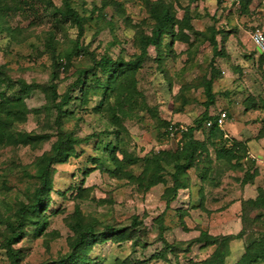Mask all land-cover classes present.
Masks as SVG:
<instances>
[{
  "label": "rangeland",
  "instance_id": "374dc122",
  "mask_svg": "<svg viewBox=\"0 0 264 264\" xmlns=\"http://www.w3.org/2000/svg\"><path fill=\"white\" fill-rule=\"evenodd\" d=\"M65 1L0 0V264H66L81 253L82 228L108 225L129 239L95 244L87 253L95 264H203L218 251L236 264L256 251L264 243V149L253 142L252 157L242 141L247 151L220 157L231 140L209 138L207 124L195 121L225 111L222 131L231 135L252 112L247 138L264 142V122L255 121L264 120V54L251 40L264 2L69 0L84 18L80 31L63 14ZM158 8L174 15V32L144 55ZM103 57L129 65L107 80L96 68ZM168 122L191 127L192 141L170 137ZM67 135L77 144L56 156ZM195 141L202 145L187 147ZM51 158L50 201L20 214ZM203 233L228 241L204 247L195 242ZM166 244L175 252L157 258Z\"/></svg>",
  "mask_w": 264,
  "mask_h": 264
},
{
  "label": "trees",
  "instance_id": "16d2710c",
  "mask_svg": "<svg viewBox=\"0 0 264 264\" xmlns=\"http://www.w3.org/2000/svg\"><path fill=\"white\" fill-rule=\"evenodd\" d=\"M63 14L66 18H68L69 20L72 21V23L74 25H76L80 31L83 30V20L84 18L75 10L70 6L69 0L65 1V10L63 11ZM154 14L156 16L157 19V24L155 26V28L152 31L151 36H146L144 38V46H143V54L146 55L148 48L151 46H155L157 48H162L163 46V41H164V37L169 36L170 34H173L174 32V27H175V17L174 15L170 12V10L168 9H157L154 10ZM129 65V63H125L123 60L120 61H116L113 60L109 57H103L100 62L97 64L96 68L99 69V71L102 73V75L107 77V80H110L113 76H115L116 74H118L119 72H122L125 70V68ZM65 66V65H64ZM84 83H86V81H84ZM212 86H213V82L209 81L207 84V88H208V95L210 97V101L214 103V96L212 95ZM106 89L109 88V85L105 87ZM100 91V87H98L97 90L93 89V92L95 94H98ZM2 102L3 104L6 103V99L4 97H2ZM218 115H216V117H213L212 119L210 117H208V115L206 114L202 119H200V121H195V128H200L202 125V122L204 121V125L206 126V124L209 121L214 122L213 126L210 127V137L212 136L214 137H219L221 139L225 138V140L227 141L226 143H229V140H231V143L233 144L232 148L229 149H223L224 151L220 154V157L224 156V152L226 153L227 156H234L235 155V151L234 149L238 148H242L245 149V151H247L246 148V143H243L242 141H238L236 139H231L229 136H227L226 133H223V129H221L220 127H218V125H216V120H217ZM171 123V122H170ZM169 122L166 123L167 125V134L170 135L169 133V127L172 125ZM207 127V126H206ZM208 128V127H207ZM191 130V132H190ZM193 129L190 127L188 128L187 132H184L183 134H181L183 136V141L184 144L185 140L190 139L192 141L193 139ZM262 138H264V135L262 136ZM67 144H69L70 146H74L77 144V140L72 139L71 136L67 135L66 138L61 141L60 143H58L57 145H55L54 150L56 152V156H60V154L62 153V148L64 146H66ZM183 144V146H184ZM193 146V149H197L198 146L202 145L201 143H199L198 141H195L194 143H188L187 147L189 146ZM190 148V147H189ZM190 149L191 153L192 150ZM68 155V154H67ZM66 155V156H67ZM193 160L189 161V163L182 165V166H178V170L179 171H183L185 169H189L193 167ZM57 163L55 160L53 161V158L50 159V161L48 162V165L44 168L42 174H41V184L38 187V189L36 190L35 193V200L34 203L31 204L28 207H23L20 209V214L25 215L28 213V211L37 213L40 211V209H42L45 205L46 202L50 201V196H51V191H52V180H51V175H52V165ZM158 182V181H157ZM154 183V184H157ZM176 191L180 190V189H184V186L182 184H177L175 187ZM261 197H263L262 195L255 199H249L245 200L243 199L241 202V207L245 206V204H249L251 203H257L259 200H261ZM137 219H135V221L133 222V227L136 229L141 223H139L138 221H136ZM138 230V229H137ZM136 230V231H137ZM244 230V229H243ZM127 229H123L120 227H116L114 225H108L105 229L104 232L102 233H97L93 227H87V228H82V231L80 233V240L77 243L76 246H79L81 248V253L77 254L76 256H71L69 258V261L66 264H95L92 262L91 259H89L87 257V253L93 249V246L99 242H106L107 240H109V238H118L121 241L123 240H127L129 239V236H127ZM138 231H141L140 229ZM241 234V233H240ZM16 235H18V237L14 238L15 240H19L22 236L23 233L22 231H18L16 232ZM203 237L205 240H201V239H197L195 240V242H202L201 244H205L204 247L207 246H211V245H216V243L218 242L220 247L223 248L224 246V241H228L226 239L223 238H216V237H212V235L207 234V233H203ZM164 239V238H163ZM228 239V238H227ZM103 242V243H104ZM165 242V239H164ZM259 248L254 251V252H246L244 255H242V257L240 258V260L236 263V264H264V243L259 240ZM174 246L166 244L165 247L162 249V251H160L157 255V258H166L168 256V253L170 252H175V249L173 248ZM9 254L16 259L17 254L15 253L14 249H12V247H9ZM126 262V261H125ZM127 264V262H126ZM203 264H226V257L223 255V251H218L216 253H213L212 256H210L208 259H206Z\"/></svg>",
  "mask_w": 264,
  "mask_h": 264
},
{
  "label": "crops",
  "instance_id": "0c3cea01",
  "mask_svg": "<svg viewBox=\"0 0 264 264\" xmlns=\"http://www.w3.org/2000/svg\"><path fill=\"white\" fill-rule=\"evenodd\" d=\"M256 1V0H255ZM261 2L263 1L264 2V0H260ZM258 13L259 14H257V15H259L260 16V19H259V23H261V24H263V27L262 28H260V29H262V30H264V6H262L260 9H258ZM262 17V18H261ZM256 19V18H255ZM256 48V47H255ZM257 49V48H256ZM257 61V60H256ZM249 114H252V112H250V113H247V116H249ZM246 116V113L244 114V117H243V123L241 124V125H239V127L237 128H233L232 129V127H231V130L229 131L230 133H231V135H228L227 134V136H229L230 138H234V139H236V140H238V141H245L247 144H248V146H249V150H250V153L252 154V157L253 156H255L256 158H259L258 156H259V154H258V152L256 151L257 150V148H255V147H252V143L254 142V143H257L258 145H259V147L260 148H262V150L264 149L263 147H261V145H263L264 144V142L262 141L261 142V144H259L258 143V141L259 140H257L256 138H254V139H250V140H248V135H250L251 136V129H249V127L250 126H253L254 124H249V121H248V119L250 118V117H247ZM256 117V120L255 121H257V122H260V123H258V124H261V123H263L264 122V120L263 119H261L260 117H259V114L258 115H256L255 116ZM260 118V119H259ZM263 120V121H262ZM229 133V134H230ZM261 139H264V138H261Z\"/></svg>",
  "mask_w": 264,
  "mask_h": 264
},
{
  "label": "built area",
  "instance_id": "2783aa9c",
  "mask_svg": "<svg viewBox=\"0 0 264 264\" xmlns=\"http://www.w3.org/2000/svg\"><path fill=\"white\" fill-rule=\"evenodd\" d=\"M251 40L253 44L255 45V47L257 48V50L261 54H264V30L257 28L255 31H253L251 34ZM228 118H229L228 113L225 111H221L220 115H218L217 117L216 125H218V127L222 129L223 126L227 123ZM213 124L214 122L209 121L207 123V126L210 128L213 126ZM187 131H188V128L184 127L183 125H181L180 127H177L172 124L169 127L170 137L172 138H175L177 135L183 134L184 132H187Z\"/></svg>",
  "mask_w": 264,
  "mask_h": 264
}]
</instances>
